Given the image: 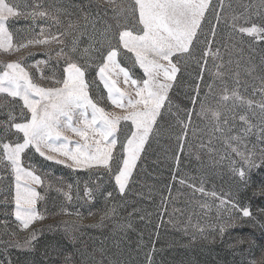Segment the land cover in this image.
Returning <instances> with one entry per match:
<instances>
[{"label": "rangeland", "instance_id": "1", "mask_svg": "<svg viewBox=\"0 0 264 264\" xmlns=\"http://www.w3.org/2000/svg\"><path fill=\"white\" fill-rule=\"evenodd\" d=\"M38 2L53 11L63 9L59 23L49 18L37 24L45 28L46 35L66 33L61 37L64 51L80 64L85 63L83 49L90 44L94 48L91 55L98 60L100 52L104 51L101 33L105 27L111 25L114 34L123 27L132 28L135 23L130 14L117 18L104 0ZM210 2L191 56L179 60L181 70L169 91L171 106L166 105L163 118H158L124 194L119 193L114 179L102 167L73 170L45 160L34 150L28 151L23 158L24 166L44 181L43 185L34 186L42 197L36 208L44 219L24 231L12 214L15 176L0 162V264H65L66 258L71 264H260L264 259V195L261 194L264 168H252L247 185L242 184L232 171L233 167H238L239 157L229 145L238 146L241 151H254L258 156L264 150V141L259 138L262 117L255 105L249 108L239 101L221 102L220 98L225 90L229 94L236 90L245 100L256 103L264 96V41L253 42L233 27L234 24L248 26L245 25L248 19L264 23V16L250 15L256 11L254 6H258L260 0ZM115 3L127 7L132 0H115ZM85 14L90 17L86 27L82 19ZM77 21L80 29H69V23ZM28 27L27 22L20 21L11 29L15 33L14 44L33 38L40 31V27L34 32L18 31ZM213 27L215 38L209 45ZM73 39L78 41L76 53L70 52ZM50 47L52 57L39 69L33 65L45 57L28 56L27 51L43 53L45 48L14 54L0 52V71L8 61L24 56L23 63L34 82L43 87L51 86L50 78L53 75L60 78L64 60H57L55 55L61 45L53 43ZM209 47L213 52L219 50V55L204 58L207 63L202 73L204 60L201 58ZM124 63L131 66L132 62L125 60ZM132 74L139 79L142 70L137 66L132 68ZM86 79L99 83L94 66L87 69ZM197 83L200 94L194 106L190 97ZM120 86L124 87L122 83ZM90 94L106 111L121 113V109L107 100L102 84L98 88L93 85ZM200 101L206 108L222 113L219 127L223 131L216 130L217 122L210 112L201 113ZM22 104L19 98L13 100L0 94V122L8 119L10 111L16 115L17 122H23ZM189 110L192 111L190 123L186 138L181 141L178 139L184 135L181 121L188 123ZM24 113L30 116L26 109ZM241 115L257 125L251 133H244L245 126L239 120ZM130 123L121 122L117 156L120 143L125 142L130 132ZM234 136L243 137L242 142L232 140ZM6 139L13 137L9 134ZM72 139L77 138L72 136ZM115 166L116 161H113L114 170ZM181 180L185 183L181 184ZM191 185L197 189L203 187L204 193L194 191ZM86 188L91 189L90 197L85 195ZM64 192H69L72 199L68 200ZM109 192L112 193L110 198ZM212 192L217 196H211ZM218 197L248 207L252 216L245 218L233 210L231 215L235 220L229 221L233 226L220 234L219 225L228 220L229 212L220 205ZM108 209L114 212L102 220ZM32 230L36 231V239L31 247L13 246L23 245Z\"/></svg>", "mask_w": 264, "mask_h": 264}, {"label": "snow or ice", "instance_id": "2", "mask_svg": "<svg viewBox=\"0 0 264 264\" xmlns=\"http://www.w3.org/2000/svg\"><path fill=\"white\" fill-rule=\"evenodd\" d=\"M104 2L111 7L117 18L121 14H130L135 23L132 28L123 27L114 34L111 33V25L105 27L101 33L104 37L101 43L104 51L100 52L98 60L91 55L94 48L90 44L83 49L85 63L80 64L64 51V40L61 37L66 33L46 35L45 28L37 24V21H46L49 18L59 23V15L63 9L50 10L38 0H33L32 3H28V0H0V52L14 54L36 47L45 48L47 50L43 53L27 51L28 56L45 57L33 65L39 69L40 65L48 64L52 57L50 46L55 43L61 45L55 53L57 60H64L60 78L57 79L53 75L50 78L51 86L48 87L34 82L23 63L24 56L8 61L0 71V94H6L13 100L19 98L23 102L20 112V116L24 118L23 122H17L16 115L11 111L8 113V119L0 122V130L3 133L0 136V162L5 163L15 176V208L12 214L24 231L32 229L35 222L44 219L36 208L38 200L42 197L34 187L43 185L44 181L40 175L24 166L23 158L28 151L34 150L45 160L73 170L102 167L114 179L119 193H125L132 171L145 150V144L153 133L158 118H163L166 105L171 106L169 91L181 70L179 60L181 57L191 56L194 42L202 31L206 12L211 7L210 0H132L127 7L116 4L115 0ZM254 7L256 11L250 15L264 16V0H260V4ZM216 18L219 22V14ZM82 19L86 27L90 17L85 14ZM20 21L27 22L29 27L21 28L19 32H34L36 27H40V31L33 38L14 44L15 33L11 29ZM245 25L248 26L234 24L233 27L242 37L246 35L253 42L264 41V23L257 24L248 19L245 20ZM68 27L79 30V21L70 22ZM211 38L209 45L214 41L215 27L211 29ZM77 51L78 41L73 39L70 52ZM209 55L218 56L219 50L213 52L209 47L204 52L201 58L204 60L201 65L202 73L207 63L204 58ZM125 60H131V66L126 65ZM93 66L99 83L96 80L90 83L86 79L87 69ZM137 66L142 70L139 79L133 78L132 74V68ZM41 78H44L43 72ZM200 78L202 79V74ZM121 83L124 87L120 86ZM100 84L106 91L107 100L114 107L121 109V113L106 111L93 100L90 89L93 85L98 88ZM193 92L190 100L195 106L199 100V83L195 85ZM220 99L221 102L239 101L249 108L253 105L258 107L262 117L259 138L264 141V96L256 103L251 99L245 100L236 90L231 94L225 90ZM24 109L30 116H25ZM200 109L202 114L210 112L217 122L216 130L223 131L219 127L222 115L219 110L206 108L203 101H200ZM186 115L188 123L181 121L184 128V135L178 137L181 141L186 138L192 111L189 110ZM239 120L245 126V134L251 133L257 127L246 115H241ZM122 121L131 122L130 132L125 137V142L120 143L117 156V134L121 130ZM223 122L227 123V119ZM9 134L13 139H6ZM72 136L77 139L73 141ZM231 139L239 143L243 137L234 136ZM229 147L239 157L238 167H233L232 171L242 184L247 185L251 169L264 168V150L257 156L254 151H241L240 147H232L231 144ZM113 161H116L115 170L112 167ZM180 183L185 181L181 180ZM190 187H193L194 191L204 193L203 187ZM91 194V189L86 188L85 195L90 197ZM261 194L264 195V186ZM64 195L68 200L72 199L69 192H64ZM210 195L217 196L215 192ZM107 196L110 198L112 193H107ZM219 199L220 205L229 212L228 220L219 225L220 234L233 226V223L229 222L235 220L231 215L233 210L245 218L252 216L248 207L231 199ZM113 212L114 209H108L101 219ZM35 239L36 231L32 230L23 245L13 246L31 247ZM65 264H71L68 258ZM260 264H264V259Z\"/></svg>", "mask_w": 264, "mask_h": 264}]
</instances>
